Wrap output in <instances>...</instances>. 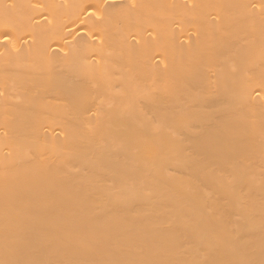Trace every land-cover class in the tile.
<instances>
[{"label": "bare ground", "instance_id": "1", "mask_svg": "<svg viewBox=\"0 0 264 264\" xmlns=\"http://www.w3.org/2000/svg\"><path fill=\"white\" fill-rule=\"evenodd\" d=\"M0 264H264V0H0Z\"/></svg>", "mask_w": 264, "mask_h": 264}]
</instances>
